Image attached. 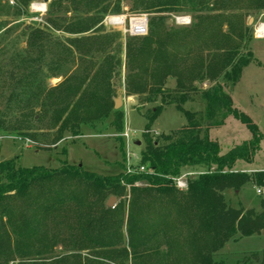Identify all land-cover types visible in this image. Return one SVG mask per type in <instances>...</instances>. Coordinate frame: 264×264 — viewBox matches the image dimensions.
I'll return each instance as SVG.
<instances>
[{"label": "trees", "instance_id": "obj_1", "mask_svg": "<svg viewBox=\"0 0 264 264\" xmlns=\"http://www.w3.org/2000/svg\"><path fill=\"white\" fill-rule=\"evenodd\" d=\"M110 1H50L45 22L68 39L58 42L60 50L55 53L54 40L44 31L36 28L27 34L26 54L20 57L18 76L10 79L0 130L35 138V125L44 124L60 141L63 134L77 137L82 127L109 116L115 96L109 81L122 61L107 54L98 66L88 62L91 69L86 75L83 71L76 75V69L77 55L82 56L77 47L99 29ZM129 1L133 12L147 14L150 20L148 36L130 38L124 45L125 93L136 98L139 110L159 103L143 113L147 124L141 133L138 167L146 170L100 176L65 161L55 170L20 168L15 160L1 162L0 264L17 259L18 264H45L42 257L58 245L72 252L75 264H156L162 247L174 255L172 264H221L215 255L235 235L250 237L264 230V200L255 213L233 209L223 194L239 192L248 184L264 189V171L252 175L235 171L238 161L253 162L264 135L234 109L226 90L231 91L255 61L248 48L250 28L241 22L242 15L217 13L224 0ZM13 2L11 7L0 0V17L12 9L18 17L34 0ZM186 6L197 13L196 23L183 31L166 26L167 16ZM247 9L264 11V0H250ZM56 11L66 17L53 16ZM119 11L117 6L115 12ZM198 40L202 42L196 45ZM88 51L87 55L93 50ZM57 71L62 82L47 87L58 77ZM170 79L173 89L167 87ZM202 85L205 88L200 89ZM187 103H199L202 110H185ZM170 106L185 117L186 125L153 139L149 133L154 122ZM228 117L244 125L252 138L221 154L209 131ZM188 169L205 172L190 178L187 189L180 191L173 179ZM110 197L116 202L113 208L106 205ZM81 252L88 254L82 257ZM31 256L41 259L25 261ZM251 257L264 264V250ZM68 261L69 256H61L54 264Z\"/></svg>", "mask_w": 264, "mask_h": 264}, {"label": "rangeland", "instance_id": "obj_2", "mask_svg": "<svg viewBox=\"0 0 264 264\" xmlns=\"http://www.w3.org/2000/svg\"><path fill=\"white\" fill-rule=\"evenodd\" d=\"M13 1L1 0V3L12 7ZM50 1L48 0L44 4L43 0H34V2L29 4L28 10L22 15L17 17L12 9L7 16L3 15L0 17V119L6 110V99L11 92L10 79L13 75L15 79L18 76L17 67L20 63V57L26 54L27 34L36 28L44 31L49 38H53L52 48L55 53L60 50L58 42H65L64 40L68 39L61 32L50 30L45 22V19L49 16L48 6ZM249 2L250 0H224L223 4H221V11H217V13L225 14L227 12L230 15H242L241 22L250 28L251 35L248 48L252 51L255 61L243 70L236 86L231 91L229 89L226 90L233 100L234 109L248 116L257 125L259 132L264 135V39H257L254 32L260 24H264V11L248 10ZM110 3V11L103 17L99 29L87 35L88 39L80 42L77 47L82 56H79L80 54L77 55L78 68L76 69V75L81 74V71L86 75L91 69L88 62L92 61L95 66H98L107 54H112L116 59L121 60L122 66L119 69L115 68V73L109 81V86L115 93L110 102L112 103L113 99L120 100L122 103L120 108L114 110L112 103L111 113L104 120L82 127L77 137L63 134V138L60 141H56L55 131H48L44 124L37 123L35 125L38 130V132L36 130V133H32L35 138L28 135H17L10 130H0V163L6 160H15L20 168L43 167L55 170L59 168L61 162L65 161L70 166H81L83 170L100 176L121 174L123 171L126 172L127 169L125 168L127 166L133 169L138 167L143 148L141 133L147 124L143 113L152 110L159 103L145 105L139 110L136 98L126 95L123 86L126 73L123 65L125 63L124 45L126 40L131 37L125 35L121 28L110 26L106 19L117 16L128 18L134 15H145L150 20V16L133 12L129 0H111ZM186 4L189 3L187 2ZM41 6H44V8H40ZM117 6L120 7V11L116 13L115 8ZM188 8L186 6L180 13L169 14L166 26L178 31L191 28L196 23L195 15L197 13L189 12ZM226 8L229 10L223 11ZM213 15H216V12ZM53 16L66 17L60 11L53 13ZM70 16L71 14H67V18ZM182 18H188L190 23L184 26L179 25L177 20ZM250 18L253 21L248 24ZM169 21H171L170 24H168ZM223 30H226L225 25ZM201 42L202 40H198L195 43L197 45ZM93 46H101L98 53L94 52L95 47ZM105 48L106 51H104ZM88 49L93 51L87 55L86 51ZM37 56V54H34L33 58L36 59ZM64 68V73L67 72L66 74L69 75V72H71L68 70L69 68ZM56 73L58 77L50 79L46 83L47 87L53 88L54 86H59L62 82L63 79L59 76L61 72L57 71ZM167 87L173 89L175 87L174 80L170 79L167 82ZM203 88H205V85L200 87V89ZM184 109L198 111L202 110V105L199 103H187ZM185 125V117L177 112L173 106H170L165 108L157 117L149 135L153 139L160 134L170 135L171 132ZM124 132L128 138L122 136ZM209 137L218 143L221 154H225L231 148L251 140L252 135L238 120L228 117L222 126L209 131ZM26 139L33 142L34 145L27 144L25 142ZM138 141L140 145L136 146ZM259 148L252 163L248 164L238 161L235 171H243L251 175L257 171H264V141L260 143ZM188 172L201 174L205 170L188 169L182 174ZM195 175L193 174L191 178L196 177ZM258 190L261 194L257 193ZM223 194L227 203L233 209L242 208L243 210H253L255 213H259L262 209L261 203L264 199V189L248 184L242 187L239 192L227 190ZM115 205L116 202L113 207ZM263 250L264 230L260 234L250 237L235 235L224 245L223 250L215 255V261L221 264H256L251 261V256L257 253L260 254ZM159 253L157 262H153L156 264L173 263L175 257L172 256L174 255H169L165 248L162 247ZM87 254L86 252H81L82 257L87 256ZM71 255L72 252L58 245L49 256L42 257V260L46 262L45 264H54L58 257L69 256V261L65 264H75L70 259ZM39 259L41 258L31 256L29 260L25 261L38 262ZM19 262L21 260L17 259L10 264H18ZM131 264L136 263L131 262Z\"/></svg>", "mask_w": 264, "mask_h": 264}, {"label": "built area", "instance_id": "obj_3", "mask_svg": "<svg viewBox=\"0 0 264 264\" xmlns=\"http://www.w3.org/2000/svg\"><path fill=\"white\" fill-rule=\"evenodd\" d=\"M106 20L110 26L114 28H121L123 30V33L131 38L148 36L147 34H148L149 19H147L145 15H134L128 18L124 16H117V17L107 18ZM177 21L178 24L181 26L188 25L190 23L188 18L178 19ZM254 32H255V37L257 39H264V24H260L255 29ZM122 136L128 138L125 132L122 134ZM25 142L27 144L33 145V143L28 139H26ZM125 169H127L126 173H130V174L139 173V171L146 170L142 166L138 167V169H133L130 166H127ZM193 174H196L195 176L200 175L197 173L188 172L181 174L178 177H175L173 181L177 189L180 191L186 190L188 187L187 182ZM257 193L261 194L259 190L257 191Z\"/></svg>", "mask_w": 264, "mask_h": 264}, {"label": "water", "instance_id": "obj_4", "mask_svg": "<svg viewBox=\"0 0 264 264\" xmlns=\"http://www.w3.org/2000/svg\"><path fill=\"white\" fill-rule=\"evenodd\" d=\"M47 2H48V0H43L44 4H46ZM252 21H253V19L250 18L248 24H250V22H252ZM170 23H171V21L168 22V24H170ZM113 103H114V110H118L120 108L121 104H122L121 101L118 100V99H114ZM138 145H140L139 141H138V143H136V146H138ZM263 198H264V196H263ZM106 203H107V207H113V205L115 203L114 202V198L110 197Z\"/></svg>", "mask_w": 264, "mask_h": 264}, {"label": "crops", "instance_id": "obj_5", "mask_svg": "<svg viewBox=\"0 0 264 264\" xmlns=\"http://www.w3.org/2000/svg\"><path fill=\"white\" fill-rule=\"evenodd\" d=\"M73 71V70H72ZM114 100V99H113ZM113 100H112V103H113ZM113 109H114V103H113Z\"/></svg>", "mask_w": 264, "mask_h": 264}, {"label": "bare ground", "instance_id": "obj_6", "mask_svg": "<svg viewBox=\"0 0 264 264\" xmlns=\"http://www.w3.org/2000/svg\"><path fill=\"white\" fill-rule=\"evenodd\" d=\"M40 8H44V6H41ZM261 30V29H260Z\"/></svg>", "mask_w": 264, "mask_h": 264}]
</instances>
